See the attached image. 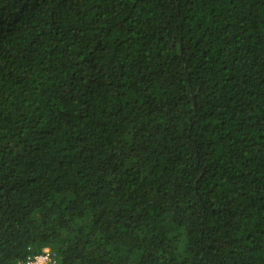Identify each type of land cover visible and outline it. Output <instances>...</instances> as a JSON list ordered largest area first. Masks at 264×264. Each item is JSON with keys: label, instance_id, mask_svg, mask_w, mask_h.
Here are the masks:
<instances>
[{"label": "trees", "instance_id": "trees-1", "mask_svg": "<svg viewBox=\"0 0 264 264\" xmlns=\"http://www.w3.org/2000/svg\"><path fill=\"white\" fill-rule=\"evenodd\" d=\"M264 264V0H0V264Z\"/></svg>", "mask_w": 264, "mask_h": 264}, {"label": "built area", "instance_id": "built-area-1", "mask_svg": "<svg viewBox=\"0 0 264 264\" xmlns=\"http://www.w3.org/2000/svg\"><path fill=\"white\" fill-rule=\"evenodd\" d=\"M22 264H57V262L56 260H54V257L51 254L50 250H47L44 254L29 258Z\"/></svg>", "mask_w": 264, "mask_h": 264}]
</instances>
